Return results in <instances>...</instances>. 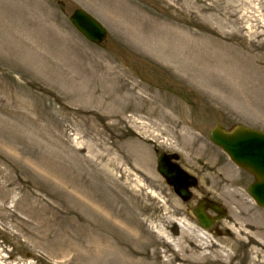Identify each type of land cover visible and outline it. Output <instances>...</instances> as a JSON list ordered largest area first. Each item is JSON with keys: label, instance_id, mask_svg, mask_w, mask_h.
Wrapping results in <instances>:
<instances>
[{"label": "rangeland", "instance_id": "1", "mask_svg": "<svg viewBox=\"0 0 264 264\" xmlns=\"http://www.w3.org/2000/svg\"><path fill=\"white\" fill-rule=\"evenodd\" d=\"M248 1L0 0V264H126L127 257L161 264L175 251L198 246L196 220L156 172L162 153L176 155L197 179L198 193L227 211L206 232L211 240L203 252L224 254L219 247H225L235 257L230 264H264V209L247 194L252 178L209 140L216 125L264 132L263 51H254L260 58L245 68L254 76L246 103L236 106L217 98L216 90V99L206 94L137 41L146 31L152 47L199 43L200 35H219L210 21L228 8L248 10ZM75 9L105 28L102 45L71 26ZM235 32L222 30L229 44L244 49ZM111 71L144 86L173 118L171 143L158 141L138 155L122 149L128 166L115 149L105 151L114 141L123 144L124 126L104 131L91 114L97 104L90 92L105 91ZM124 212L128 223L135 217L146 222L149 236L117 216ZM176 219L187 227L182 239ZM160 233L172 244L163 246ZM106 246L113 252L107 260Z\"/></svg>", "mask_w": 264, "mask_h": 264}, {"label": "bare ground", "instance_id": "2", "mask_svg": "<svg viewBox=\"0 0 264 264\" xmlns=\"http://www.w3.org/2000/svg\"><path fill=\"white\" fill-rule=\"evenodd\" d=\"M254 2L252 0L246 2L248 10L228 8L224 16L215 17L210 23L219 31V35L214 36L208 33L200 35L199 43H185V39H182L181 42L173 45L161 41L152 47L146 38V31L138 35L137 41L146 48V51L155 53L159 59L177 67L184 78L199 84L206 94L215 96L212 91L216 90L220 97L215 96L214 99L222 98L229 101V104L243 106L247 100L246 86L251 82L250 78L253 79L254 76L250 75L245 68L252 69L253 64L260 58L254 51L262 50L264 56V3L254 4ZM223 28H234L236 36L243 40V43L240 42L244 44V49L240 50L237 44H229L230 42L228 43L224 37L225 34L222 33ZM176 49L184 54L181 57L174 54ZM107 74L109 75L107 89L90 92V97L97 104L96 111H92L91 114L101 122L104 131H116L124 126L123 144L120 145V140L117 138L118 143L114 141L110 148L106 147L105 151L108 153L115 149L120 153L119 161L123 166H128L129 160L122 149L132 148L134 154L138 155L146 151L149 145L157 144L158 141H162L163 144L171 143L173 141L171 135L174 133L170 132V126L173 118L171 114L161 109L158 97L147 94V91L143 89L144 86L134 81L121 80L112 71L111 74ZM154 88L157 86L154 85ZM22 106L25 107V105ZM114 138L116 140V137ZM126 174L127 172L124 175ZM117 216L122 218L126 225L139 227L144 236H149L144 229L146 222L142 225L135 217L128 223L126 212L118 213ZM175 222L181 228L180 238L182 239L187 234V227L181 220L176 219ZM198 234L194 237L198 241V246L188 247L182 254L180 250L175 251L178 253L172 254L174 255L172 259L166 258L161 264H173L174 261L180 264H230V258L232 260L235 258L225 254V247H219L224 254L207 255L203 252V248L209 246L208 240H211V236L202 230H199ZM95 243L99 245L101 241H95ZM160 243L163 246L172 244L170 237L165 233H160ZM110 253L113 252L106 246L103 256ZM127 259L124 262L126 264H144L142 260L134 262L128 257ZM105 260H107L106 257Z\"/></svg>", "mask_w": 264, "mask_h": 264}, {"label": "water", "instance_id": "3", "mask_svg": "<svg viewBox=\"0 0 264 264\" xmlns=\"http://www.w3.org/2000/svg\"><path fill=\"white\" fill-rule=\"evenodd\" d=\"M69 20L89 41L98 44L105 39L104 30L84 12L74 11ZM210 140L224 150L236 165L254 175L256 183L250 187L249 194L260 206H264V135L240 126L230 133H225L222 128L216 127L210 133ZM157 170L181 199L186 201L190 198L187 188L195 186L194 180L177 166L169 165L164 156L158 159ZM209 207L219 215L218 218H207L201 202L193 211L199 225L204 229L210 228L216 220L224 217V213L216 205L211 204Z\"/></svg>", "mask_w": 264, "mask_h": 264}]
</instances>
